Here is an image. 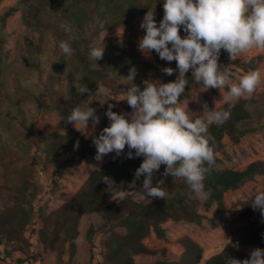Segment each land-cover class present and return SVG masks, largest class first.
Returning <instances> with one entry per match:
<instances>
[{"label":"trees","instance_id":"obj_1","mask_svg":"<svg viewBox=\"0 0 264 264\" xmlns=\"http://www.w3.org/2000/svg\"><path fill=\"white\" fill-rule=\"evenodd\" d=\"M3 1L0 0V6ZM41 1L49 2L54 10L55 0H19L1 16L0 75H3L4 46L6 44L3 31L9 18L18 12H23L24 15L27 13L25 22L30 25L29 27L34 28L35 26L30 23L32 19L30 15L36 18L42 13L41 8L45 9L46 6L37 8L33 12L30 10L31 4ZM149 9L154 10L155 20L159 24L164 15L163 0H69V6L63 13V17L67 22H71L81 34L86 33V26L92 19L89 17L93 15V12H98L104 17L111 15L112 19L118 20L116 22L119 25H127L129 37L122 43L110 44L105 49L103 58L97 62L100 68L90 67L86 64L77 49L80 63L69 66L65 103L63 106L57 107L60 108L62 116L59 131L41 136L38 141L37 151L40 149L45 153L47 168L57 164L60 158L66 154L71 155L74 160H83L88 154H96L93 137L98 136L103 128L109 126L105 115L107 104L102 105L91 97L97 90V83L102 82L106 85L108 78L120 81V77H126L129 69L135 67L137 75L134 83L143 89V83L138 79L141 74L157 72L159 66L176 69L175 61L161 60L154 51L152 52L153 61L144 60L138 48L140 36L135 31L132 20L137 15H145ZM180 35L182 38L185 35L183 29H181ZM228 56L226 51L221 50L218 60L221 70H224V62ZM263 61V56H258L248 62L241 63L240 66L245 71L257 70ZM77 74H80L79 78ZM176 75V72L172 76L165 75L164 82L174 81ZM27 77L28 75L25 76V78ZM186 78L188 79L187 87L185 93L179 98L180 100L185 99L193 89L203 85L202 82H197L191 77V71L186 74ZM231 78L233 79V77ZM57 81L58 77L50 78L48 87L52 91L55 90ZM82 85H87L90 92L81 93ZM123 88L124 91L127 90L125 85ZM16 93L20 94V92L11 91V87H6L5 80L0 78V96L7 95L8 99H11L10 101L17 102L19 98L14 97ZM53 99V94H50L48 101ZM86 99L100 118V123L96 125L91 142L85 141L81 133L76 131L74 125L68 123L66 119L71 110L81 105ZM34 101L38 113L42 112L44 110L43 100L39 96H35ZM110 103L116 105L112 109L114 112H123L118 109L116 101L112 100ZM222 110H229L230 118L221 125L212 124L208 129L214 138L212 144L215 151V163L210 172L206 174L204 183L206 190H210V196L203 202L206 212L216 206L218 222L209 219L199 211L201 201L191 196L190 190L182 178L174 179L170 175L167 177L163 175V165L159 171L154 173L153 185L155 186L157 181H163L166 191L165 199L155 198L150 202L137 201L136 198L140 197L137 191L141 188L144 177L141 176L139 180H136L135 171L142 163V157L127 158L128 149L126 146L120 156H116L115 153L111 160L99 168V172L94 170L71 200L46 217V231L43 233L46 249L59 251L62 256L69 247L71 258H73L77 252L80 222L84 215L96 212L103 213L104 223L99 227L91 225L87 232V240L92 249L93 264H142L137 263L135 258L139 256L154 257L159 254L161 259L144 264H200L204 256V248L188 236L180 239L184 252L174 260L168 258L166 249L153 250L144 243L153 232L159 239L166 240L167 229L164 228V225L170 221L194 223L199 226L207 221L214 228L218 225L229 227L231 230L230 243L220 254L213 256L205 264H227V258L244 260L248 258V254L239 249L243 246L258 244L264 248V236H262L264 234V216L259 210H254L251 207L254 197L231 221L227 217L228 208L225 200L227 193L238 191L247 183L264 176V161L253 162L244 170H235L221 168L222 160L219 157L224 152L226 137H229L234 144H240L247 136L257 131L258 124L263 118L264 106L254 99H240L225 103L219 109V111ZM127 112H131L130 107H127ZM36 115L33 114V118ZM20 116L23 117L25 124L32 119V113H29L25 107L19 106L16 112L10 111L5 114V119L8 120L5 123V130L13 125L9 120L18 119ZM89 124L92 125L91 120H89ZM63 131L67 132L64 134ZM77 142H79L78 148L74 147ZM34 146V143L32 144L29 140L26 141L19 137L13 141L7 140L0 132V158L7 163L3 169H0V186L11 190L15 200L13 206L0 209V247L18 244V247L5 251V254L9 256L13 254V251L23 250L22 245L28 248L31 246L26 232L33 212L31 202L35 196L29 192L30 183L26 169L25 172L20 170L17 163L20 159L26 158L24 155H30ZM41 161L43 159L36 160L38 163ZM102 175L110 177L117 186L112 196L106 191L107 185L102 181ZM121 191L125 192L123 197L119 195ZM119 228H124L126 233L116 232ZM101 235L105 239L102 246L98 247L97 241ZM97 250L98 253H96ZM16 264L32 263L27 259L19 258Z\"/></svg>","mask_w":264,"mask_h":264},{"label":"rangeland","instance_id":"obj_2","mask_svg":"<svg viewBox=\"0 0 264 264\" xmlns=\"http://www.w3.org/2000/svg\"><path fill=\"white\" fill-rule=\"evenodd\" d=\"M18 1L4 0L0 6V18L6 10L14 6ZM55 1L54 10H52L51 4L47 1L31 4L30 10L33 12L37 8L46 6L45 9L41 8L42 13L36 18L30 15V18H32L30 23L35 26L34 28L29 27L30 25L25 22L27 13L24 15L23 12H18L15 16L9 18L3 31L6 44L4 46L3 75L1 74L0 78L5 80L6 87L10 86L11 91L20 92V94L16 93L14 96L19 98L17 102L10 101L11 99H8L7 95L0 96V132L10 141L19 137L26 141L29 140L32 144L34 143L35 146L31 154L24 155L26 158L20 159L17 166L24 172L26 169L30 183L29 192L33 193L35 198L31 202L33 212L26 232V237L31 246L28 248L22 245L21 248L23 250L13 251L11 256L6 255L5 251L18 247V244L1 246L0 264H16L19 258L27 259L32 264H93L92 249L87 240V232L91 225L99 227L104 223L103 213L96 212L83 216L79 226L77 252L73 258H71L69 247H67L62 256H60L59 251L46 249L43 237V233L46 231V217L71 200L83 187L89 175L95 170L93 168H100L105 165L114 157L115 152L104 155L102 161L99 162L94 159L96 154H88L83 160H74L71 155L66 154L60 158L57 164L47 168L45 153L40 149L37 151L38 141L41 136L59 131L62 116L60 108L57 107H61L65 103L69 66L80 63L78 54L80 53L83 61L92 67L93 62L89 61L87 57L89 46L100 47L103 44L106 49L110 44L122 43L129 37V30L127 25L117 24L116 21L118 20L112 19L111 15L104 17L98 12H93V15L89 17V19H92L86 26L85 34H81L73 25L74 30L79 35V39L70 41L75 51L73 55L67 56L59 49L58 42L61 40L67 41L68 39L60 25L67 22L63 17V13L69 6V0ZM143 17L144 15H137L132 20L135 31L140 38L145 34L144 30L140 28ZM77 49L79 53H77ZM142 56L144 60L153 61V53H142ZM258 56H263L264 58V50L252 49L251 51L243 52L235 60H231L228 56L225 59L224 66L228 67L233 80L239 82V78L249 72L245 71L240 64ZM162 68L159 66L157 72L141 74L138 79L142 82L146 79H160L164 82L165 74L161 71ZM258 70L261 74V80L254 93L251 96L245 94L236 100L254 99L264 106V61ZM25 73L28 75L27 78H25ZM53 76L58 77L54 91L48 87V82ZM77 76L79 78L80 74H77ZM120 84L121 81L108 78L105 86L111 90V99L116 101L118 109L126 113L129 106L126 101H120L122 99L121 91H124V85ZM96 91L93 92V95ZM42 94L45 96H41ZM50 94H53L54 97L52 101H48ZM35 96H39L43 100L44 110L42 112L38 113L37 111L34 101ZM92 99L97 100L95 96ZM185 99H187L188 111L197 115L202 113L203 105L205 104L209 109L215 108V110L219 111L225 103L235 101L228 96L227 87L207 89L203 85L193 89ZM98 102L102 103V101ZM19 106L25 107L29 113H32V119L27 124L24 123L22 116L15 120H9L13 125L8 130H5V123L8 121L5 119V114L10 111L16 112ZM33 114L34 116L37 114L35 118H33ZM258 125L257 131L247 136L240 144H234L229 137L224 139L225 149L219 155L222 160L221 168L244 170L253 162L264 161V114ZM75 129L81 133L85 141L91 142L96 125H90L89 122L88 127L77 124ZM66 132L63 131L62 133L65 134ZM41 159L43 161L40 163L36 162V160L40 161ZM6 164L0 158V169H3ZM263 190L264 176H260L255 181L244 185L240 190L227 193L225 200L228 208V219L230 221L234 219L244 205ZM154 199V197H147V199L136 198L137 201L145 200L148 202ZM205 199L199 198L201 201L199 211L209 219L218 222L216 206L206 212L203 205ZM27 200L30 199L27 198ZM14 203L13 192L0 186V209H4L6 206H13ZM164 228L167 229L166 240L159 239L153 232L144 243L153 250L166 249L167 256L171 260L178 259L184 252L180 239L185 236L190 237L204 248V256L200 264H205L213 256L220 254L231 241V230L228 226L218 225L214 228L207 221L202 226L194 223L170 221L164 225ZM116 232L125 234L126 230L119 228ZM104 239L103 235L98 238V247L102 246ZM255 248L264 249L258 244L243 246L239 249L249 255L250 251ZM102 251H105V249H102ZM96 253H98V250ZM161 258L159 254L154 257L139 256L135 260L137 263L144 264L153 263Z\"/></svg>","mask_w":264,"mask_h":264},{"label":"clouds","instance_id":"obj_3","mask_svg":"<svg viewBox=\"0 0 264 264\" xmlns=\"http://www.w3.org/2000/svg\"><path fill=\"white\" fill-rule=\"evenodd\" d=\"M164 15L157 24L154 10L144 15L140 28L144 35L139 39L138 48L144 54L153 51L161 60L176 62V69L164 67L161 71L172 76L174 81L167 83L160 79H146L143 89L134 83L137 71L129 69L126 77H120L121 84L127 86L121 91L122 99L131 112H114L115 104L110 103L111 90L102 82L97 83L94 95L102 105L107 104L105 113L109 126L93 137L96 148V161L103 156L116 153L120 156L127 146L129 159L142 157V163L135 171V178L144 177L137 194L165 199L163 181L153 185L154 173L164 166L163 175L182 178L195 198H207L210 190L205 188L206 174L215 163L214 138L208 129L212 124L221 125L230 118L229 110L209 109L205 104L200 114L188 111L187 99L179 98L185 93L188 79L186 74L209 88L227 87L228 96L234 100L245 94L251 96L258 87L260 71L251 70L235 82L228 67L221 70L218 63L221 50L235 60L241 53L252 49L264 50V0H163ZM66 33L67 41L58 42L59 49L67 56L74 54L70 41L79 39L71 22L60 25ZM183 29L185 35H180ZM104 45H90L87 52L94 68H100L98 61L103 58ZM230 86V87H229ZM81 93H89L87 85H82ZM90 97V98H91ZM87 99L74 107L67 115L68 123L88 127L100 123L96 110ZM186 105V106H185ZM79 147V142L74 146ZM99 172V168H93ZM111 196L117 186L108 176L102 175ZM123 197L124 191L119 192ZM254 210L264 216V191L258 192L251 203ZM264 236V234H262ZM238 247V245H237ZM227 264H264V249L255 248L244 260L227 258Z\"/></svg>","mask_w":264,"mask_h":264}]
</instances>
